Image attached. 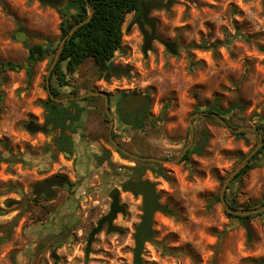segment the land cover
Wrapping results in <instances>:
<instances>
[{
  "label": "rangeland",
  "instance_id": "1",
  "mask_svg": "<svg viewBox=\"0 0 264 264\" xmlns=\"http://www.w3.org/2000/svg\"><path fill=\"white\" fill-rule=\"evenodd\" d=\"M173 2L170 8L151 12L160 40L153 42L147 55L136 23L139 16L126 15L123 50L116 53L112 65L129 68L128 76L102 72L88 59L69 77L70 84L60 88L58 98L70 100L94 89L111 91L113 106L123 90L147 94L152 105L142 129L133 132L120 124L113 138L127 140L124 147L142 156L176 157L189 138L190 117L197 112L216 113L213 106L219 107L231 128L212 116L196 118L194 144L206 136L201 153H191L190 160L176 164L136 160L115 151L107 136L110 123L103 99L95 97L89 104L99 105L95 111L103 119L99 127L86 102L60 104L85 106L74 125L76 141L72 152H67L71 156L53 155L47 147L52 141L43 132H29L26 124L42 125L46 119L41 101L49 96L46 76L56 53L33 67L30 81L25 69L0 71V209L4 211L0 214V264H134L142 197L123 192L122 186L139 178L155 182L161 203L170 208L154 215L152 240L160 245L146 243L142 264L264 261V212L252 216V236L248 237L242 219L228 217L220 201L210 204L227 176L259 141L256 132L238 129L256 127L264 135V0ZM60 21L57 9L38 0H0V61L22 63L28 57L26 42L15 38L17 31L39 39L29 42L53 41L58 47ZM161 40L176 42L177 53H170ZM201 44L217 47H195ZM104 147L119 160L115 163L119 167H98L93 162L91 150H97L96 158L102 163ZM15 158L23 162L12 161ZM253 162L255 166L226 191L229 202L234 199L236 205L250 209L264 204V152ZM55 174L66 175L71 184L57 187L53 199L34 196V185ZM116 188L126 214L119 213L114 224L124 232L107 233L105 226L87 253L90 233L109 212L110 193Z\"/></svg>",
  "mask_w": 264,
  "mask_h": 264
},
{
  "label": "water",
  "instance_id": "2",
  "mask_svg": "<svg viewBox=\"0 0 264 264\" xmlns=\"http://www.w3.org/2000/svg\"><path fill=\"white\" fill-rule=\"evenodd\" d=\"M41 4L48 5L50 7H53L55 9H58L60 7H65L66 0H38ZM88 2V0H87ZM173 0H147L141 3V15L136 19V23L138 25L139 30L143 34V52L145 55L148 54L149 50L153 47V42L155 40H160L159 36L157 35V21L151 17V12L156 9H167L170 8L173 5ZM94 10H92L89 15L81 20L80 22L76 23L68 32L66 36H64L60 42V44L57 47L55 57L51 63V66L47 72L46 76V88L48 95L57 102H62L67 99L58 98L54 95L52 88H51V75L53 72V69L55 68L56 64L59 61L60 54L64 48V44L66 40L82 25L89 22L93 16ZM135 24V23H134ZM146 26H149V29L146 28ZM15 38L17 41H20L22 43L27 42L31 39L39 40L38 37L35 38L34 36H31L26 31H17L15 34ZM166 49L170 51L172 54L177 53V43L174 41H162ZM116 71V76H128L131 71L129 68H123L121 66H113L112 72ZM109 77V74L106 76ZM90 96H102L105 100V107L107 114L110 119L111 128L113 126V114L111 112V108L109 106V98H108V92L104 90H93L89 91L85 94H82L80 96H77L76 99H81L85 97ZM134 106L135 105V111L140 112L145 107H150L152 105V99L146 94H132L128 100L123 101L122 107L125 106ZM164 111L161 115V118L164 115ZM206 112H197L194 113L190 119H189V138L187 141L186 146L183 148V150L173 159H166V158H159L155 156H142L140 154L130 152L126 150L125 148L121 147L115 140H112L111 142L113 145L119 149L123 154L134 158L136 160H141L145 162H154L158 164H176L182 161L184 155L187 153V151L192 147L195 139V129H194V120L196 118L200 117H207ZM212 117L215 118V120L223 125H225L228 128H231V126L218 114L212 113ZM53 125L49 124L47 126L45 125H39L34 121H31L26 124V128L31 133H37V132H47L48 130L52 129ZM239 131H251L256 132L259 135V141L255 148L249 152L240 162L239 164L234 168V170L227 176V178L224 180L220 194H219V200L223 205V208L225 212L230 213L234 216H242L246 217L243 220V225L246 229L247 236H252V230H251V218L250 216H255L258 214H261L264 212V204H262L260 207L253 208V209H240L235 208L231 206L227 200H226V191L229 188L230 183L234 180V178L249 164V161L252 159V157L262 148L264 145V135L256 128V127H241L238 129ZM206 141V136L202 138V140L199 143V149L202 150L204 147ZM68 177L66 175H54L52 177H49L43 181L38 182L34 185L33 195L39 196L42 194H45V197L47 199H53L56 195V189L55 187H63L65 183H67ZM123 192H130L134 196H141L142 197V216L141 221L139 225L135 229V249H134V264H142V253L144 251L145 245L147 242H149L150 239L154 237V229H153V223H154V215L157 212H163L167 213L169 212L170 208L167 204L161 203V195L157 191V185L155 182H152L148 179L130 182L125 184L122 187ZM111 204H110V210L109 212L104 215L97 223V226H95L89 236L88 244H87V253L90 252L91 245L93 241L95 240V237L98 233L102 232L104 227L106 226V232L112 233V232H118L122 234L124 231L115 226L114 221L116 220L119 213L125 215L126 214V206L121 203V191L120 189L116 188L111 193ZM218 198L214 197L211 198L210 204L217 202ZM260 264H264V261Z\"/></svg>",
  "mask_w": 264,
  "mask_h": 264
},
{
  "label": "trees",
  "instance_id": "3",
  "mask_svg": "<svg viewBox=\"0 0 264 264\" xmlns=\"http://www.w3.org/2000/svg\"><path fill=\"white\" fill-rule=\"evenodd\" d=\"M31 1V0H30ZM147 0H66L65 7H60L57 12L60 16L59 30L61 32L60 40L68 34L70 29L81 20L85 19L89 13L94 10L93 16L89 22L78 28L65 42L64 48L60 54V58L51 75V88L56 97L61 95L60 88L68 86L69 77L77 72L79 67L88 59H92L98 69L102 72L108 71L112 66V60L117 52L123 50V30L122 26L125 17L129 13L141 15V3ZM231 40V39H230ZM227 40L225 43H229ZM28 49V57L22 63H15L13 61H0V71H20L25 69L29 81L33 77V67L56 53L57 46L53 41L47 44L42 42H26ZM202 49H215L217 45L201 44L195 46ZM93 99L91 97L84 98V100ZM41 104L46 110V118L49 122L54 124L55 128L60 129V134L55 138V143L58 150H71L73 148L72 137L69 132L74 133V125L80 120L84 108L76 107L75 112L72 109L61 107L59 103L53 100L50 96L46 101H41ZM239 103L236 104L239 107ZM217 114L220 115V109L213 106ZM234 107H231L233 109ZM213 110V109H212ZM221 116V115H220ZM69 121L66 127V122ZM124 123H127L126 121ZM143 123V121H142ZM141 123V125H142ZM143 126V125H142ZM238 135V134H237ZM48 151L55 155L56 152L48 148ZM106 157L109 158L110 152L103 150ZM118 152L125 157V155L118 150ZM264 152V145L252 157L249 164L234 178L236 180L242 173L252 169L255 164L254 160ZM191 153H201L199 147H195L188 151L184 160H190ZM12 156V154H11ZM106 158V159H107ZM15 162H23L22 158H15ZM101 163V162H100ZM111 167L113 165L110 164ZM136 167V166H135ZM135 168H132V171ZM157 175H164L162 170H153ZM143 170L141 171V174ZM137 179L136 181H140ZM233 180V181H234ZM133 182L127 180L125 184ZM232 185V184H231ZM228 201V195L226 193ZM229 202V201H228ZM229 204L235 208L250 209V206L240 207L236 205L234 199ZM4 211L0 209V214ZM228 217H235L244 220L246 217L234 216L227 213ZM252 218V216H250ZM149 242L154 245H160L154 240Z\"/></svg>",
  "mask_w": 264,
  "mask_h": 264
},
{
  "label": "flooded vegetation",
  "instance_id": "4",
  "mask_svg": "<svg viewBox=\"0 0 264 264\" xmlns=\"http://www.w3.org/2000/svg\"><path fill=\"white\" fill-rule=\"evenodd\" d=\"M146 28L147 29H149V26H146ZM161 41H163V40H161ZM112 67H113V65L111 66V68L109 69L110 70V72L113 74V75H115L116 76V71H114V72H112ZM124 68V67H123ZM93 91V90H92ZM94 91H95V89H94ZM108 92V98H109V106L113 103V100H112V92L111 91H107ZM132 94H139V93H137V92H134V91H131V90H123V91H121L120 93H119V97H118V99L116 100V102H115V104L112 106H110V108H111V110L113 109V112H114V115H115V117L116 118H114V116H113V120H114V122H113V126H112V128H111V123H110V119H109V116L107 115V113L105 112V114L108 116V121H109V123H110V125H109V129H110V131L108 132V140H110V142L112 141V140H114L113 138L114 137H116L115 136V133L118 131V128H119V126H120V123L123 125V128H125V127H128L130 130H133V132H138V131H140L141 129H142V125H141V123H142V121H144L145 120V118H146V116H147V111H148V108L149 107H145L142 111H140V112H137V111H135V105L133 106H125L124 108L122 107V103H123V101H125V100H128L129 98H130V96L132 95ZM147 95V94H146ZM77 97V96H76ZM76 97H72V98H74L73 100H71L72 98L71 97H69V98H71L70 100H64V101H62V102H57V103H63V102H65V101H67V102H69V101H71V102H75V103H77L78 101H85L84 100V98H81V99H75ZM91 98H95V97H97V98H99V97H101L102 99H103V102H104V106H105V100H104V98L102 97V96H90ZM85 98H88V97H85ZM87 100V99H86ZM71 102H69V103H71ZM97 103V102H96ZM76 107H80V108H84V107H82V106H70L69 107V109H72L74 112H75V110H76ZM86 107H87V111L90 113V114H94V113H92V112H95L98 108H99V106H98V104H96V105H94V102H92V104H89V100H87L86 101ZM106 108V107H105ZM164 110H166V108H164ZM45 112H46V110H45ZM47 113V112H46ZM207 113V117L206 118H208V117H211V112H206ZM93 116H95V119H96V122H97V126L99 127L100 125H101V121H99L98 119H97V117H96V115L94 114ZM127 122V123H124V122ZM49 124H52L53 125V127H52V129H50V130H48L47 132H45V136H46V138H48V139H50L51 141H52V144L53 145H47V147L48 148H50L52 151H54V152H56L57 154H59V153H62V154H64V152H66L67 150L66 149H64V150H58V147H57V145H56V143H55V138L58 136V134H60V129L59 128H55L54 127V124L52 123V122H49L48 120H47V118L45 119V121H44V123L42 124V125H45V126H47V125H49ZM69 132V131H68ZM75 133V132H74ZM70 134H72V132L70 133ZM130 139H132V138H130ZM126 141L127 140H125V139H121L120 140V142H117L121 147H123V148H125L124 147V145H127L126 144ZM188 141V140H187ZM111 144H112V146L114 147V149H116L117 151L119 150V149H117L114 145H113V143L111 142ZM186 144H187V142H186ZM186 144H185V146H186ZM199 147V144H197V145H195L194 143H193V145H192V147L189 149V150H191V149H193V148H195V147ZM103 150H105L104 148H102ZM126 149V148H125ZM127 150V149H126ZM188 150V151H189ZM120 151V150H119ZM188 151H187V153H188ZM121 152V151H120ZM187 153L184 155V157L187 155ZM196 154H199V153H196ZM183 157V158H184ZM182 161H183V159H182ZM181 161V162H182ZM185 161V160H184ZM55 175H64V174H55ZM133 182H135V181H133ZM65 184H71V181L68 179V181H67V183H65ZM125 185V184H124ZM123 187V186H122ZM57 187H55V189H56ZM113 191V190H112ZM111 191V192H112ZM56 192H57V190H56ZM44 197H45V194H42ZM46 198V197H45ZM218 198V201H220L219 200V196L217 197ZM47 199V198H46ZM227 200V199H226Z\"/></svg>",
  "mask_w": 264,
  "mask_h": 264
},
{
  "label": "crops",
  "instance_id": "5",
  "mask_svg": "<svg viewBox=\"0 0 264 264\" xmlns=\"http://www.w3.org/2000/svg\"><path fill=\"white\" fill-rule=\"evenodd\" d=\"M87 100H85V101H83V102H86ZM65 103H67V101H65V102H63V104H65ZM69 103V102H68ZM77 103H80V102H77ZM60 104V103H59ZM96 104H98V103H96V101L94 102V105H96ZM85 106V104L83 105V107ZM99 106V105H98ZM106 109V108H105ZM92 113H94L95 114V112H92ZM93 114V115H94ZM95 117V116H94ZM97 117V116H96ZM98 119V118H97ZM99 121H103V119H101V118H99L98 119ZM38 124V123H37ZM68 124H69V121H67L66 122V127L68 126ZM121 124V123H120ZM40 125V124H39ZM109 131H110V129H109ZM71 132H68V134L72 137V141H73V143H74V141H76V139L75 138H73V136H74V133H72V134H70ZM101 135H102V133H101ZM102 140V139H101ZM74 146V145H73ZM73 149V148H72ZM72 149L69 151V150H67L66 152H64V155L65 156H67V157H70L71 156V154L70 153H67V152H72ZM104 149L105 150H107L108 152H110V155H109V158H107V157H105V159L104 160H102L103 162L102 163H99L98 162V159L96 158L97 156H99L100 154H96L97 153V150H91V158L93 159V162L94 163H96L97 164V166L98 167H106V166H109L110 164L111 165H113V166H115L116 164V161L118 162L119 160H114V158L113 157H111L112 156V152L107 148V147H104ZM115 151L116 152H118L116 149H115ZM119 153V152H118ZM74 157L76 158V155H74ZM107 158V159H106ZM113 158V159H112ZM120 159V158H119ZM99 163V164H98ZM96 166V165H95ZM115 167H119V166H115Z\"/></svg>",
  "mask_w": 264,
  "mask_h": 264
}]
</instances>
